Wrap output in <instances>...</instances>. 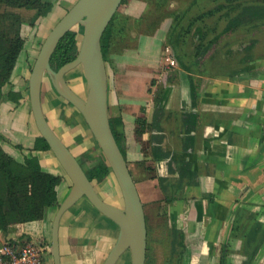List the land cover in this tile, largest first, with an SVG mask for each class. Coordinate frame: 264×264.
<instances>
[{
    "label": "crops",
    "instance_id": "1",
    "mask_svg": "<svg viewBox=\"0 0 264 264\" xmlns=\"http://www.w3.org/2000/svg\"><path fill=\"white\" fill-rule=\"evenodd\" d=\"M45 1L52 3L50 12L28 31L25 23L21 25L23 48L9 81L0 88V135L6 153L18 161L35 155L43 171L61 177L56 186L60 203L71 181L50 149L33 148L40 133L30 107L28 79L44 38L76 0ZM146 41L141 38L139 60L122 54L112 71L106 64L109 117L120 120L126 159L128 151L139 158L135 183L145 214V204H155V217L166 218L182 232V264H220L221 257L225 264H264V59L253 56L235 62L232 69L209 74L205 58L183 56L188 68L176 60L162 72L157 44L152 39L149 48ZM76 68L72 77L78 89L65 77L83 96L87 85L82 68ZM41 103L50 126L79 161L85 151L98 152L80 112L57 93L47 76ZM63 116L70 119L68 126ZM140 117L147 124L138 137ZM112 180L109 174L97 183L108 190ZM105 190L102 195L97 192L118 206L116 181L111 190L115 196H107ZM56 209L48 207L41 219L0 230V249L5 242L21 247L39 241L48 246L42 264H53L50 240ZM117 234L116 223L85 197L79 199L60 220L61 264H102ZM122 256L116 264H125Z\"/></svg>",
    "mask_w": 264,
    "mask_h": 264
},
{
    "label": "water",
    "instance_id": "2",
    "mask_svg": "<svg viewBox=\"0 0 264 264\" xmlns=\"http://www.w3.org/2000/svg\"><path fill=\"white\" fill-rule=\"evenodd\" d=\"M122 0H76L53 25L44 38L28 79V94L35 125L71 181L66 197L59 203L51 224L50 251L53 264H61L59 225L62 215L85 197L103 215L118 226L115 242L102 264H116L130 252V264H145L147 224L143 202L112 132L107 103V69L101 38ZM76 26H82L81 39L73 59L54 69L50 58L61 38ZM82 68L87 91L83 97L67 82L66 74ZM47 76L57 93L73 105L90 129L118 185L122 207L103 199L95 189L77 157L50 126L42 109L41 86Z\"/></svg>",
    "mask_w": 264,
    "mask_h": 264
},
{
    "label": "trees",
    "instance_id": "3",
    "mask_svg": "<svg viewBox=\"0 0 264 264\" xmlns=\"http://www.w3.org/2000/svg\"><path fill=\"white\" fill-rule=\"evenodd\" d=\"M233 2L235 4L232 5ZM229 4V11L232 13L228 15L222 30L202 45H196L197 51L194 54L195 58H202V54L207 52L208 48L214 42L216 44L222 35L230 34L240 27H248L255 30L264 29V0H234L229 2ZM0 5H3L8 10L12 8L37 10L38 13H36L33 22L39 17L46 16L52 7V3L45 0H0ZM181 17L182 15L175 14L176 24L180 22ZM22 21L23 19L12 11L0 13V88L9 81L23 48L24 39L21 35ZM188 26L191 27L192 24ZM122 30V20L118 16L117 11L101 38V48L105 62L108 61L109 54L115 50L116 37L122 34ZM200 30V27L197 28L196 34L199 39H202L205 35L200 33ZM174 31L175 28L172 29V32ZM186 32L183 31V34L177 32L173 35L174 37L172 36L171 45L175 51L179 43L184 42V39L181 38L183 36L185 37ZM80 39L81 31L79 29L69 30L61 38L50 58L51 65L54 69H58L61 65L75 57ZM256 41V39H251L244 46V51H250ZM183 56L184 54L177 53L175 59L178 60L182 67L188 68L183 62ZM252 58L253 55L244 54L241 60L249 61ZM109 119L115 139L125 156V151L122 146L123 133L120 129V120L111 117ZM136 124L135 133L139 137L147 124L146 119L141 117L137 118ZM33 148L45 150L49 149V146L40 135L36 138ZM86 155L90 159L95 160L92 165L85 167L84 161L80 160L79 162L93 183L94 181L102 182L109 174H112L99 147L98 152L88 151ZM60 180V176L42 170L37 156L30 155L25 157L23 161H18L12 155L6 153L1 146L0 135V230H7V227L13 223L41 219L48 207H58L59 200L56 186ZM172 198L167 197V200ZM164 220L166 221V234L170 243V249L175 254L173 264H182L183 250L185 249L182 242V232L176 227L170 226L166 218ZM146 224L148 235L147 215ZM220 264H225L223 257L220 258Z\"/></svg>",
    "mask_w": 264,
    "mask_h": 264
},
{
    "label": "rangeland",
    "instance_id": "4",
    "mask_svg": "<svg viewBox=\"0 0 264 264\" xmlns=\"http://www.w3.org/2000/svg\"><path fill=\"white\" fill-rule=\"evenodd\" d=\"M234 1V0H231ZM230 0H122L121 5L118 8V16L122 20L123 32L116 37L115 47L110 54L108 66L110 71L113 70V63L116 59H121L122 54H129L128 59L139 60V48L141 38L147 39V47H150L153 39L154 45L158 48L159 61L162 72L166 66H171V62L176 61L177 53L184 54L186 59L188 56L192 58L195 54L196 45L207 42L216 33L220 32L226 23L228 15L232 12L229 11ZM240 1V0H237ZM250 1V0H249ZM235 2L232 3V5ZM4 11H12L23 19L22 24L25 23V30L28 31L36 24L39 18L34 22L37 10H26L22 8H12L8 10L3 5H0V13ZM175 14H180V22L176 24ZM57 21V20H56ZM54 21V22H56ZM33 22V23H32ZM39 22V21H38ZM53 22V20L51 21ZM192 24V26H188ZM180 27H183L180 29ZM200 27V33L205 37L199 39L196 34V29ZM33 28V27H32ZM31 28V29H32ZM175 31L172 32V29ZM75 29L82 31V26H76ZM187 31L184 42L179 43L176 51L171 45L172 36L177 32ZM174 37V36H173ZM251 39H256L254 49L245 52L244 46ZM218 41V42H217ZM214 42L207 52L202 54V59L208 63L207 72L209 74L215 72H222L232 67L237 66L235 62H243L241 59L244 54L261 57L264 59V29L255 30L248 27H240L230 34L222 35L221 38ZM192 56V57H191ZM185 59V60H186ZM227 62V63H226ZM225 64H228L229 68ZM81 69V67H80ZM79 68L70 70L66 75L70 79L71 85L74 89H78L74 76ZM86 95V91L83 93V97ZM111 113L115 112L113 108L110 109ZM63 121L67 124L70 121L69 118L63 116ZM137 127V126H136ZM135 127V128H136ZM136 134V133H135ZM136 137V136H135ZM139 142V140H137ZM84 154L80 155L84 161V166L88 167L95 161L90 159ZM95 153V152H94ZM127 163L131 173L134 176L136 182L139 183V158H136L134 151H128ZM149 175H151L150 170ZM95 188L101 194H104L102 186L94 181ZM113 186L115 181L112 180V184L106 185V192L109 197H112ZM111 192V193H110ZM99 194V195H100ZM101 194V195H102ZM100 195V196H101ZM115 196V194H113ZM104 199V196H101ZM119 207H122V199L115 201ZM147 209L148 219V237H147V252L145 264H173L175 254L170 249V243L166 234V221L162 217H155L153 214V208L155 204L147 202L145 204ZM155 217V218H154ZM125 260V264H130V252L126 251L122 258ZM120 259V260H121Z\"/></svg>",
    "mask_w": 264,
    "mask_h": 264
},
{
    "label": "built area",
    "instance_id": "5",
    "mask_svg": "<svg viewBox=\"0 0 264 264\" xmlns=\"http://www.w3.org/2000/svg\"><path fill=\"white\" fill-rule=\"evenodd\" d=\"M47 248L48 246L39 241H29L21 247L13 242H5L0 249V264H42Z\"/></svg>",
    "mask_w": 264,
    "mask_h": 264
},
{
    "label": "flooded vegetation",
    "instance_id": "6",
    "mask_svg": "<svg viewBox=\"0 0 264 264\" xmlns=\"http://www.w3.org/2000/svg\"><path fill=\"white\" fill-rule=\"evenodd\" d=\"M175 62H176V61H175ZM175 62H174V63H175Z\"/></svg>",
    "mask_w": 264,
    "mask_h": 264
}]
</instances>
